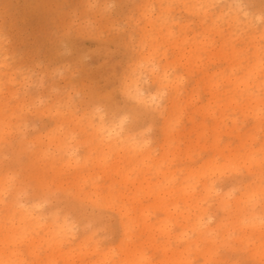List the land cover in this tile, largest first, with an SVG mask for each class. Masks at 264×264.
Instances as JSON below:
<instances>
[{
  "label": "rangeland",
  "instance_id": "374dc122",
  "mask_svg": "<svg viewBox=\"0 0 264 264\" xmlns=\"http://www.w3.org/2000/svg\"><path fill=\"white\" fill-rule=\"evenodd\" d=\"M200 1L0 0V264H264V0Z\"/></svg>",
  "mask_w": 264,
  "mask_h": 264
},
{
  "label": "bare ground",
  "instance_id": "6f19581e",
  "mask_svg": "<svg viewBox=\"0 0 264 264\" xmlns=\"http://www.w3.org/2000/svg\"><path fill=\"white\" fill-rule=\"evenodd\" d=\"M183 1V3H187V2H192V3H198V2H201L200 0H182ZM194 5H196V4H194ZM207 10H205V12H206ZM204 12V13H205ZM167 70L165 69V70H163V72H162V74H160L158 77H159V82H160V84H162V83H164V81H166V79H168L167 78ZM140 93H142V92H140ZM143 94V93H142ZM137 95V94H136ZM138 96L140 97V98H138V99H142L143 97H141L140 96V94H138ZM102 129V128H101ZM117 134V133H116ZM107 135V134H106ZM120 136V135H119ZM113 137V136H112ZM117 139V138H116ZM101 141L102 142H105V143H103V144H107V142H108V138L107 137H103L102 139H101ZM107 141V142H106ZM127 140L124 138V139H119L118 141L116 140V141H114V144L116 145L118 142H121V143H125ZM101 143V142H100ZM142 145V144H141ZM140 145V146H141ZM59 147H61V146H59ZM100 147V146H99ZM102 150H103V148H102ZM135 150H136V148H135ZM136 151H139V153L144 157V153H143V148L142 147H140V148H138ZM149 151V150H148ZM111 152V151H110ZM119 152V151H118ZM137 153V152H136ZM145 159V158H144ZM147 160V159H146ZM69 161V160H68ZM123 176V175H122ZM143 176H144V174H143ZM1 181V180H0ZM2 182V181H1ZM0 182V183H1ZM142 183V182H141ZM3 189V188H2ZM3 191V190H2ZM0 193H1V190H0ZM2 194H4L3 192H2ZM225 195H222L221 197H223L224 199H225V197H224ZM227 196V195H226ZM237 200H240V199H237ZM22 206V205H21ZM19 210V209H18ZM243 210V208H240V211H242ZM120 214H121V217H124V218H126V220L127 221H125L124 223H123V229H124V232H125V234L127 235L128 234V232H129V228H130V224L129 223H132L133 222V220H134V218H133V216L130 214V211L128 210V209H126V208H124L123 207V209L122 210H120ZM13 215V214H12ZM40 218V217H39ZM20 219V222L18 223V225L19 226H17L16 224H14V225H16L17 226V228L16 229H12V232H10V233H7V231H6V233H3V237H6V238H4V239H7V237L10 235V237L9 238H11V242L12 243H14L15 241H16V235L19 233V238H20V236L22 237V238H24V239H26V240H30V242L29 243H33V242H31L32 241V239H34V237L33 238H29L28 236H29V234H30V232H28L27 230H28V224H36V223H39V221H38V219H37V217L36 216H34V211H29V212H23L22 211V214H21V217L19 218ZM239 221L240 222H242V221H244V217L243 218H239ZM17 222V221H16ZM201 224V223H200ZM12 226V225H11ZM10 226V227H11ZM8 227V226H7ZM32 227V226H31ZM40 227V226H39ZM43 228V227H42ZM44 229V228H43ZM63 229V228H62ZM4 230V229H3ZM7 230V229H6ZM11 230V229H10ZM18 230V231H17ZM61 231V230H60ZM65 231V230H64ZM63 231V232H64ZM66 231H68V230H66ZM64 232V235H63V239L65 240V238L67 237V232ZM209 231H211L210 229H208V228H203V229H200V231L198 232V235H197V237L196 238H194V239H192L191 241H192V243L193 244H195V243H197L198 242V240L199 239H201V237H203L204 238V240H207L208 239V241L210 242V243H213V240H214V238H213V236L209 233ZM62 232V233H63ZM45 233V232H44ZM2 233H0V235H1ZM62 235V234H61ZM38 236V235H37ZM70 236V235H69ZM167 236H169L168 234H167ZM3 237H1V238H3ZM18 237V236H17ZM28 239H27V238ZM40 237V236H39ZM48 239H49V236H46ZM129 238V237H128ZM18 239V238H17ZM10 240V239H9ZM8 241V240H7ZM62 239H59L57 242L55 241V242H53V243H49V247L52 249V250H56V248H57V251H59L58 249H60V248H62L61 247V245H62ZM4 242V241H3ZM19 242V241H18ZM25 242V241H24ZM28 242V241H27ZM122 242H123V240H122ZM17 243V242H16ZM66 243H67V241H66ZM126 244V243H125ZM78 245H81L80 247L82 248V245L83 244H78ZM63 246V245H62ZM47 249H48V246H47ZM72 249V248H71ZM75 249V248H74ZM4 251V250H3ZM70 251V250H69ZM71 251H74V250H71ZM162 251H164L163 253H165V255H166V258H165V261H169L170 262V260H174L175 259V262L177 263V264H192L191 262L189 263V262H187V261H185L183 258H182V256L181 255H175L174 254V250H173V248H170V247H164V248H162ZM169 252L171 253V254H169ZM205 252H210L209 250H205ZM131 255V254H130ZM130 255H125V257L122 259V262L120 263V264H125V262H127L130 258ZM132 255H133V253H132ZM139 258H141V257H143V253L141 252L140 253V255L138 256ZM142 260V259H141ZM140 260V261H141ZM141 264V263H140Z\"/></svg>",
  "mask_w": 264,
  "mask_h": 264
},
{
  "label": "snow or ice",
  "instance_id": "6c2138e0",
  "mask_svg": "<svg viewBox=\"0 0 264 264\" xmlns=\"http://www.w3.org/2000/svg\"><path fill=\"white\" fill-rule=\"evenodd\" d=\"M124 119H126V117H125ZM123 122H124V120L122 119V120H121V123H123Z\"/></svg>",
  "mask_w": 264,
  "mask_h": 264
}]
</instances>
